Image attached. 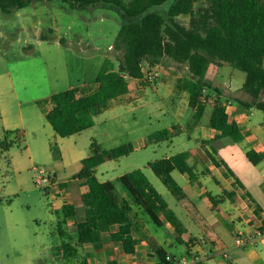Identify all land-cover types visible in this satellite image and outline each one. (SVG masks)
<instances>
[{"label":"rangeland","instance_id":"1","mask_svg":"<svg viewBox=\"0 0 264 264\" xmlns=\"http://www.w3.org/2000/svg\"><path fill=\"white\" fill-rule=\"evenodd\" d=\"M125 1L128 3L130 0ZM207 7L206 0H199L195 4L197 12ZM161 13L168 20L164 8ZM177 21L188 28L191 17L179 16ZM120 27V16L107 6L80 10L72 9L62 0H43L35 1L12 14L0 11V89L6 94V103L11 111L15 114L22 111L25 118L32 112L42 116L49 93H59L72 86L93 84L106 59L111 60L113 69L117 70L123 53L115 47ZM166 65L169 66L168 63ZM145 72L149 74L147 68ZM154 72L158 76L153 82L147 81L148 85L160 81V72ZM181 75L189 77L188 70ZM245 79L244 72L230 65L221 67L217 82L224 90V87H232L235 96H221L222 104L237 106L239 101L251 100L252 97L243 91ZM206 92L208 100L213 102V92L209 89ZM146 94L147 97L137 103H112L94 117L95 125L92 128L74 139H63L59 143L44 134L46 149L45 144L41 147L35 133L25 135L24 144H16V135H9L13 147L8 153H0V264H81L85 259L87 264H107L102 259H96V256L91 258V263L88 262L90 256L84 247L79 248L76 258H64L63 238L58 232L64 199L53 192L49 193V188L38 187L35 184V170H43L53 182L55 175L60 180H67L81 170L80 162L73 159L89 155L93 141L107 151L126 144L139 147L142 140L156 132L185 125V94H176L175 102L163 89L157 94L147 88ZM262 100L264 101V96ZM211 113L212 106L208 105L201 119L203 126L209 124ZM251 113L255 114L252 117L253 124H264L263 111L255 107ZM13 118L15 119L14 116ZM42 120L45 126L51 128L45 118ZM5 135L0 117V143L4 141ZM190 136L189 130L182 131L173 140L149 143L126 157L108 160L98 167L97 177L103 182H113L117 190H124L118 181L119 177L142 170L182 222L191 232L198 234L199 230L175 208L177 198L148 167L149 162L198 147L201 143L198 136ZM260 139L264 143V132ZM208 149L220 161L225 178H233L242 184L241 188L234 186L239 195L245 200L260 202V206L264 207V195L259 194L257 188V166L248 161L244 148L239 147L230 137H221L210 142ZM59 150L65 155V161L61 160ZM174 178L181 187L184 185L179 171L174 173ZM201 182L214 193L223 189L212 177H202ZM244 190L249 194L243 193ZM194 199L196 202L199 200ZM198 203L201 204L200 201ZM202 209L204 212L209 210L204 205ZM224 211L222 215H216V218L222 223L229 222L230 219L234 221L232 212ZM206 215L209 216L210 212ZM75 226L76 222L67 225V231L74 234ZM154 228L161 230L156 226ZM229 237L224 240L228 257L221 255L224 258L223 264H264V248L251 251L237 246L234 238ZM166 249L169 253H179L180 256L185 255L187 250L186 246L178 243H174L173 247L166 246ZM255 253L259 256L253 257ZM175 260V264H179L180 259ZM123 262L126 264V260L123 259Z\"/></svg>","mask_w":264,"mask_h":264},{"label":"trees","instance_id":"2","mask_svg":"<svg viewBox=\"0 0 264 264\" xmlns=\"http://www.w3.org/2000/svg\"><path fill=\"white\" fill-rule=\"evenodd\" d=\"M35 1L43 0H0V11L12 14ZM62 1L72 9L107 6L116 11L121 18V27L115 47L123 53L117 70L113 69L111 60L106 59L93 84L80 85L46 99L53 108L45 118L59 137L69 138L92 128L94 117L106 110L111 101L132 91L130 80L147 83L144 79L146 68L150 72V68L164 60L188 69L189 77L180 79L178 88L188 93L189 105L195 111L190 128L200 123L210 104L209 127L216 132L215 138L230 137L236 142L243 139L237 122L231 119L220 97L211 103L204 95L207 89H212V84L206 80L210 65H230L244 72L243 91L253 98L252 104L245 105L264 112V0H206L208 7L199 12L195 10L199 0ZM162 8L168 20L162 15ZM183 15L191 17L188 28L177 21ZM42 38L45 40V36ZM179 133L177 128L159 131L144 139L143 145L171 140ZM13 134L16 135V144L25 143L23 132H6L4 141L0 143V153L10 151L13 142L9 141V135ZM132 152V144L107 151L96 141L91 143V154L81 161V170L76 175L87 184V192L82 197L83 218L76 222L74 234H70L66 227L69 220L76 217L77 210L74 205L66 204L62 207V218L58 223L64 258H76L79 248L101 243L105 238L118 244L126 255L135 254L138 241L132 236L133 222L130 218L134 207L157 227H171L176 233V242L185 244L186 228L142 170L132 171L118 179L132 204L127 200L120 201L113 182H103L97 177V167ZM190 155L195 156L193 151H189L149 164L153 173L178 199L184 196V191L172 173L178 170L194 180V169L187 163ZM246 156L254 166L264 160V154L255 151H249ZM64 187L66 184L58 188ZM210 200L221 213L218 202L212 197ZM113 226H118L117 232L111 231ZM154 257L156 264L176 263L175 258L162 247L154 248ZM81 264H87L86 259Z\"/></svg>","mask_w":264,"mask_h":264},{"label":"crops","instance_id":"3","mask_svg":"<svg viewBox=\"0 0 264 264\" xmlns=\"http://www.w3.org/2000/svg\"><path fill=\"white\" fill-rule=\"evenodd\" d=\"M166 62L169 66L166 65ZM146 66L149 65L146 64ZM150 69L152 71L160 72V81L148 85V82L145 83L139 80H130L132 91L111 101L108 105V108L112 103L129 104L131 102H140L142 98L147 97V88H151L153 93L157 94H159V91L163 89L167 93L168 97L173 100V102H175L176 100V94L186 95V116L183 117L185 120V125L173 128H177V130L180 132L189 130V132L191 133L190 137L193 138L195 136H198V139L201 143L196 148L187 149L186 151H184H193L195 154V156L190 155L187 159L188 165L194 169L195 179L192 180L188 175L182 174L179 171L182 174V181L184 183V185L182 186L184 196L181 199L177 198V204L175 205V208L179 209L184 217L187 220L191 221V224H193L199 230V235L191 232L189 228L182 222L176 211H174L179 220L186 228L187 232L184 234L183 239L185 241L184 246H186L187 250L185 255L180 256L178 255L179 253L171 254L167 251L166 246L173 247L174 243H177L175 231L167 225L157 227L149 221V218L146 215H144L139 209L134 207L132 213L130 214V218L133 222L132 236L138 241L135 254L126 255L124 250L118 244H114L110 242L108 238H105V240L101 243L84 246V249L86 248V250H88V256H90L88 262L91 263V258L93 259L96 256V259H102V261L107 264H109V262H115L116 264H125L123 262V259L126 260V264H156L157 260L154 257V248L162 247L167 251L170 257L175 259H190L191 257L198 255L203 264H223L222 261L224 260V258H222L221 253L225 252L224 240L226 238H230L229 236H232V238H234L235 240L239 230H253L264 225V207L260 206V202L255 197L254 200H257L259 203L251 202V200L249 199L245 200L244 197L239 195L237 189L234 187H242V184L238 180H234L233 178H225L224 168L221 166L220 161L208 149L210 142L221 138H215L216 132H214L209 127V124L207 126H203L200 121L199 124L190 128V123L192 122L195 111L189 105L188 93L178 88V81L184 78L181 73L184 72L186 74L187 67L186 69H183V66H178L174 62L164 60ZM220 69L221 67L210 65L206 74V80H208L212 84V89H209V91L211 93L213 92L212 95L215 98L219 96L221 99V96L224 95L235 98L232 87H224V90L223 87L218 84L217 78L220 75ZM180 70H182V72ZM72 88H74V86L69 87V89ZM205 92L204 95L207 97V94H205ZM53 94L54 93H49L47 99H49ZM6 97V94L0 89V117L3 121L5 132L21 131L26 136H29L30 133H35L36 139L40 140L41 147H43V144H45V149L47 144L45 137H43L44 134H48L60 143L61 141H63V139H74L82 133H78L69 138H55L56 133L52 132L54 130H51L53 129L51 125L49 124V127L51 128H48V126H45L42 120L43 118H45L46 114L53 108V105L50 101H48V103L42 109L43 118L42 116H39L34 112H32L31 115H28V118H25L22 111H19L18 114H15L14 111H11L9 105L6 103ZM159 99L161 100L160 97ZM209 102L212 101L209 100ZM252 103L253 98H251L250 101H239V105L237 106L226 105L227 112L230 115L231 119L237 122L243 135V139L237 142V145L244 148L245 154H247L249 151H255L257 153L264 154V143L260 139L261 133L264 132V124L257 126L253 124L252 117L255 114L251 113V110H253L255 107L248 108L245 105ZM11 113H13V115ZM13 116L15 117V119L13 118ZM173 128H171L170 130H172ZM171 140H173V138ZM143 141L144 140H142L139 147L137 145H133L134 151H136L140 147H144ZM59 152L61 154V160L65 161V155L61 152V150H59ZM90 154L73 160L75 162H80L81 164V161L89 157ZM175 155L166 158H171ZM150 163L151 162L148 163V167ZM256 166L259 182L257 187L258 192L259 194L264 195V160ZM97 169L98 167L96 168V175ZM176 171L178 170H175L172 173L173 177ZM78 173L67 180H60L57 178V175H55L54 184L48 189L49 193L53 192L56 195L62 197L64 199V205L71 204L76 207L77 215L75 218L77 220H69L68 225L80 221L83 218L82 197L87 192V184L85 180H79L76 178V175ZM202 177H212L215 183L223 186V189H218L219 192L217 191L216 193L212 192L208 187H206V184H203L201 182ZM62 184H66V187L61 188L60 190L58 187ZM116 193L120 201L127 200L132 204V201L125 189H116ZM243 193H245L246 195L249 194L246 190H244ZM211 197L218 202V207L222 211L221 213L213 207V204L210 200ZM194 198L199 199L198 202L200 201L201 204L196 202ZM260 199L262 198L260 197ZM202 204L207 210H209L204 212L202 209ZM168 205L172 209L169 203ZM224 210H226L227 212H232V215L235 218L234 221L230 219L229 222L222 223L221 220H218L216 218V215H222V213L225 212ZM207 212H210L209 216L206 215ZM236 220L238 223H236ZM152 225L161 230L158 231ZM118 229V226H113L111 228V231L117 232ZM258 248H264V241H259L255 246L248 248V250L255 251V249ZM258 256V253L253 254V257Z\"/></svg>","mask_w":264,"mask_h":264},{"label":"built area","instance_id":"4","mask_svg":"<svg viewBox=\"0 0 264 264\" xmlns=\"http://www.w3.org/2000/svg\"><path fill=\"white\" fill-rule=\"evenodd\" d=\"M158 76L157 72L151 71L149 74L145 73V81L153 82L154 79ZM227 107V106H226ZM36 171L35 175V184L38 187H44L45 189L50 188L54 182L50 179V177L46 176L43 170ZM259 241H264V225L257 227L255 229H242L239 230L237 236L235 238V244L239 247L250 248L255 246ZM224 258H227L228 255L226 252H222L221 254ZM200 257L198 255L193 256L191 259L183 258L180 260L179 264H193L196 262H200Z\"/></svg>","mask_w":264,"mask_h":264}]
</instances>
